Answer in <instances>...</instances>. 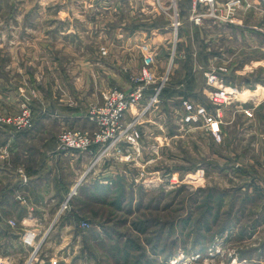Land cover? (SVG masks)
Here are the masks:
<instances>
[{
    "label": "rangeland",
    "instance_id": "1",
    "mask_svg": "<svg viewBox=\"0 0 264 264\" xmlns=\"http://www.w3.org/2000/svg\"><path fill=\"white\" fill-rule=\"evenodd\" d=\"M236 1H239V5L235 10L246 3L244 0ZM214 2L218 7L217 1ZM66 3L67 0H0V117L16 116L25 109L29 111L32 127L21 131L32 129L39 114L36 113V117L33 109L26 104H21L19 108L18 96L16 100H3L4 73L11 70L7 68L10 65L5 63L10 54L5 44L9 47L14 41V48L9 51H16L17 56L20 54L19 47L15 49L20 33L10 32V26L66 23L62 18L64 14H60L63 9L67 11L69 5ZM133 5L135 7V3ZM186 6L189 16L182 15V8ZM69 7L73 9V6ZM153 7L155 24L169 22L172 31L170 54L164 55L162 60L155 55L156 62L151 68L160 78L171 67L158 102L139 119L137 142L126 139L131 137L130 122L140 113L147 97H144L140 107H132L124 115L120 129L123 131L122 141L113 146L94 145L91 153L82 152L84 158H80L79 165L75 167V186L61 198L52 223L39 226L40 233L24 230L17 223L16 216L7 217L1 211L4 217L0 220L3 227L0 230L6 232L3 234L0 231V255H7L11 264H264V172L261 174L256 169H248L246 165H241L244 164L242 160L230 157L237 151L242 153L244 148H249L243 142L236 145L234 137L228 133L236 132L237 128H229V125H223V128L220 125L216 135L211 125H181L183 109L169 104V99L176 96L185 97L195 104H198L197 96L206 99L207 92L202 88L206 86L208 77L202 78L200 73L199 76L195 75L202 63L197 64L194 56L178 63L175 59L180 51L176 43L179 30L185 26L188 36L189 45L185 54L188 51L194 54L197 26L201 27L203 19L213 18L211 7L199 0H156ZM249 7L247 10L253 9ZM246 19L260 23L264 16H249ZM121 20L113 19L109 23L116 26L120 25ZM124 20L129 22L130 18L124 16ZM80 22L83 23V20ZM201 30L205 36H209L208 40L211 39V25L203 26ZM52 34L55 41L54 33H49L50 36ZM92 34L95 37L101 33ZM112 35L114 32L110 33ZM256 41L264 46L263 36ZM64 42L62 39L60 46H57L58 58L61 65H71L72 52L79 54L81 49ZM50 46L51 43L46 45L49 57L53 56ZM85 47L90 54L98 50L94 42L87 43ZM210 49L222 51L223 56L230 58L227 61L218 60L211 66L204 60L203 66H210L209 69L215 67V70L225 67L224 73L233 70V65L240 66L250 57L263 56L262 50L247 49L241 43L231 46L221 43L219 48L216 45ZM109 50L105 46L99 47L105 58L118 61L108 62V65L115 75L120 76L114 82L107 80L110 84L100 91L102 101L92 102L88 113L93 106L103 104V97L109 91L117 89L130 93L137 86L135 76L143 68V52L121 57V51H124L121 47L111 46ZM242 72L238 68L231 74ZM248 75L252 79H260L262 72L257 69ZM13 78L15 80L9 82L10 88L17 94L20 79L16 75ZM237 86L240 91L243 85L238 83ZM151 93L152 90L146 95ZM233 101L234 105L236 102ZM231 116L229 112L226 117ZM212 118L215 120L213 115ZM245 118L242 111L234 116L239 131L243 130ZM128 125L129 129L126 127ZM4 129L21 132L0 121V130ZM66 129L88 130L63 126L57 131V139ZM221 130L227 135L225 142ZM251 154L249 156H255ZM81 161L85 162V166ZM260 163L258 161L261 168ZM68 178L72 179V175ZM68 194L72 196L68 206L62 209L61 205ZM15 233H19L18 236Z\"/></svg>",
    "mask_w": 264,
    "mask_h": 264
},
{
    "label": "crops",
    "instance_id": "2",
    "mask_svg": "<svg viewBox=\"0 0 264 264\" xmlns=\"http://www.w3.org/2000/svg\"><path fill=\"white\" fill-rule=\"evenodd\" d=\"M155 1L67 0L66 4L73 6V9L68 6L66 12L64 9L60 11V14H64L62 18L66 23L10 26V32L20 33V40L17 42L19 44L15 46V49L19 47L20 54L17 56L16 51H9L10 48H14V41L9 47L5 44V48L10 53L5 63L10 65L7 68L11 70L4 73L6 79L3 100L4 102L16 100L18 96L19 108L21 104H26L33 109L35 116L36 113L39 115L36 116L34 127L27 131L0 130V220L4 217L2 212L7 217L16 216V221L21 228L34 234L40 233V225L52 223L61 198L65 197L70 188L76 184L75 167L79 165L80 158H84L83 153L79 151H60L57 131L63 126L77 129L94 128L93 122L88 118V110L92 106L90 104L102 99L100 91L103 86L110 84L107 82L108 79L114 82L117 80L116 77L120 76L118 73L115 75L108 65V62L118 61L114 62L111 58H105L100 53L99 47L105 46L108 50L111 46L121 47V50H124H120L121 57L135 53L139 55L143 52V55L154 54L162 60L166 54H170L172 30L169 22L165 21L164 25L155 24L156 14L155 7H153ZM216 1L219 18H205L201 27L197 26V45L194 54L189 51L185 54L189 45L188 36L185 26L179 30L176 43L178 42L180 51L176 53L175 62L178 63L194 56L197 64L202 63V66L199 64L197 67L195 75L199 76L200 73L204 78L207 72L215 71L226 83H231L236 87L238 83L243 85L240 91L238 88V94L233 101V103L236 102L234 105L231 103V105L217 108L211 103L210 94L218 84L210 83L206 77L208 86L206 84L202 88L207 92L206 99H200L197 96L196 103L206 106L208 111L212 112L215 125L211 128L214 134L218 135L220 125L223 128H225L223 125L237 128L236 132L228 133L234 137L236 145L243 142L249 148H244L242 153L233 151L235 155L230 157L242 160L244 164L241 165H246L248 169H256L261 173L264 172V46L256 39L264 37V20L260 23H252L247 21L246 17L264 16V0H244L246 3L228 17L223 9L225 0ZM248 5L253 9L247 10ZM182 15L189 16L187 6L182 8ZM124 16L130 18V21H125ZM237 16L238 18H234ZM118 18L122 19L120 25L115 26L109 23ZM77 20H79L78 23ZM82 20L83 23L80 22ZM206 25H211L213 29L209 40L207 38L209 36H205L201 30ZM111 32H114V35L110 36ZM49 33H54L55 41L52 38L53 34L50 36ZM92 33L101 34L93 37ZM103 33L106 34L103 35ZM62 39L65 41L63 44H72L76 46L75 49H81L79 54L72 52L74 55L71 65L65 63L61 65L60 58H58L59 48L57 46H60L59 42ZM45 42L51 43L49 48H52L53 56H48L46 45L49 43ZM92 42L98 50L90 54V50H87L85 46ZM221 43H228L230 46L233 43L239 45L241 43L247 49L257 48L260 52L262 50L263 56L250 57L240 66L233 65V70L230 69L227 73L219 72L215 70V67L209 69L214 62L224 59L227 61L226 59L230 58L223 56L222 51H210V47L217 45L219 48ZM24 47L27 50L24 51ZM29 48L31 49L27 53ZM54 48L56 49L55 54ZM221 56H223L222 59ZM204 60L210 65L208 68L203 66ZM16 64L19 66L17 67ZM238 68L243 72L231 74ZM257 69L262 72V77L260 79L250 78L248 74ZM120 73L123 75L122 70ZM14 75L20 79L19 92L16 89L17 94L14 93L13 88H10L9 83L15 80ZM67 80H69L68 83H66ZM182 99L185 97H172L169 99L171 102L169 104H174L176 109L181 110ZM241 111L246 115V120L243 130L239 131V125L235 124L234 116ZM229 112L232 116L226 117ZM227 118H230L229 121ZM223 137L224 142L227 141V135ZM249 150L255 155L254 157L249 156L252 155L248 154ZM258 161L261 162V168L258 166ZM81 163L85 166L84 161ZM70 174L72 179L68 178ZM1 223L0 221V227H2ZM0 231L3 234L6 232V230ZM18 234L15 233L17 236ZM0 264H11L10 258L1 254Z\"/></svg>",
    "mask_w": 264,
    "mask_h": 264
},
{
    "label": "built area",
    "instance_id": "3",
    "mask_svg": "<svg viewBox=\"0 0 264 264\" xmlns=\"http://www.w3.org/2000/svg\"><path fill=\"white\" fill-rule=\"evenodd\" d=\"M201 3H208L212 11L211 15L214 18H219L217 13V6L214 0H199ZM239 5V1L228 0L223 4L227 17L232 14L236 7ZM104 54V51H103ZM155 55H144L143 68L139 74L135 76L136 88L132 92H125L123 90L114 89L106 93L103 97V104L93 106L88 113V118L94 123V130H64L58 136V148L60 151H79V152H92L94 145L113 146L116 143L122 141L121 131L122 119L124 115L129 112L132 107H140L144 102V97H147L146 104L142 105L140 113L133 117L131 124V132L129 139L130 142L136 143L139 138V131L137 125L139 119L142 118L145 112L149 111L158 102V96L164 89V83L169 78L170 67L169 66L165 74L158 78L151 67L155 65ZM219 72L226 71L225 67H220ZM208 81L211 83H217L216 89L211 92L210 100L217 106H225L232 103L238 92L236 86L231 83H226L219 74L215 71L207 73ZM159 80V81H157ZM157 82L156 85H151ZM150 95H146L148 91H151ZM183 114L181 115V125L188 124H203L214 125L211 113H209L206 106L202 104H195L188 99H182L181 101ZM250 115V113L248 112ZM0 121L8 125L14 126L16 131H21L24 128L32 127V118L30 112L26 109L17 114L16 116L6 115L4 118L0 117ZM129 124V125H130ZM129 125L126 126L129 129ZM128 132V130H127ZM126 138V137H125ZM72 195L68 194L66 199L61 205V208L68 206V200Z\"/></svg>",
    "mask_w": 264,
    "mask_h": 264
},
{
    "label": "trees",
    "instance_id": "4",
    "mask_svg": "<svg viewBox=\"0 0 264 264\" xmlns=\"http://www.w3.org/2000/svg\"><path fill=\"white\" fill-rule=\"evenodd\" d=\"M104 187H107V188H109V187H108V185H105ZM224 229H225V228H224Z\"/></svg>",
    "mask_w": 264,
    "mask_h": 264
},
{
    "label": "bare ground",
    "instance_id": "5",
    "mask_svg": "<svg viewBox=\"0 0 264 264\" xmlns=\"http://www.w3.org/2000/svg\"><path fill=\"white\" fill-rule=\"evenodd\" d=\"M241 95V94H240Z\"/></svg>",
    "mask_w": 264,
    "mask_h": 264
}]
</instances>
